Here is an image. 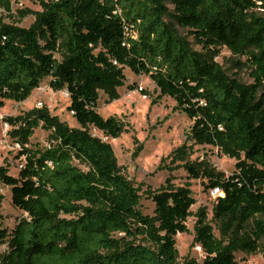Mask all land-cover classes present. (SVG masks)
Instances as JSON below:
<instances>
[{
    "label": "trees",
    "instance_id": "16d2710c",
    "mask_svg": "<svg viewBox=\"0 0 264 264\" xmlns=\"http://www.w3.org/2000/svg\"><path fill=\"white\" fill-rule=\"evenodd\" d=\"M38 1L43 11L29 27L0 18V98L23 102L49 78L53 90L67 89L80 128L46 109L7 118L12 125L22 121L16 133L25 158L18 176L0 166V185L11 188L14 206L26 216L12 230L0 223V244L8 246L0 264H236L237 252L258 249L264 239V0ZM0 6L10 12L12 0ZM176 24L207 50L225 44L247 56L254 82L229 76ZM125 68L148 75L161 97H171L193 120L187 141L237 160L227 176L207 160L190 162L187 141L172 154L191 177L222 191L212 208L219 237L206 209L196 213L202 261L181 262L176 246L196 203L190 186L150 190L154 214L142 213L139 190L121 173L112 145L90 132L91 126L113 138L124 132L123 122L97 108L100 89L117 98ZM41 126L51 131L50 145L29 147Z\"/></svg>",
    "mask_w": 264,
    "mask_h": 264
},
{
    "label": "rangeland",
    "instance_id": "374dc122",
    "mask_svg": "<svg viewBox=\"0 0 264 264\" xmlns=\"http://www.w3.org/2000/svg\"><path fill=\"white\" fill-rule=\"evenodd\" d=\"M42 11L43 6L38 0H12L10 12L0 6V18L6 23L29 27ZM22 13H26V16L20 20ZM176 26L195 49L205 53L207 58L219 62L229 76L248 84L254 82L252 63L247 56L234 54L225 44H217L207 50L190 31L177 24ZM124 73L125 83L117 88V98L112 99L100 89L97 108L103 117L115 116L123 122L124 132L117 138L105 135L94 126L89 128L90 132L112 145L121 173L139 190L141 195L139 208L142 213L154 214L155 204L149 197L150 190H160L170 184L190 186L196 203L192 206V215L187 220L189 231L177 234L176 246L181 262L187 258L202 261L206 254L194 243L198 219L196 213L201 207L206 209L207 220L213 226L215 235L219 237L212 212L215 199L211 195L212 189L206 188V179L191 177L184 161L175 162L172 157L173 152L187 141V133L194 122L185 113L175 109V100L169 96L161 97L160 89L148 75H138L129 68H125ZM49 80L44 79L23 102L2 101L0 98V166H8L9 173L14 176L19 175L25 158L19 155L22 147L16 133L22 126V121L18 125H12L7 121L8 117L23 118L31 116L35 110L46 109L67 125L80 128L73 113L68 109L70 95L67 89L53 90ZM141 89L146 90L147 94L144 95ZM50 134V130L39 127L29 139L28 146L50 145ZM187 144L192 148L190 162L207 160L212 167L227 176L236 171L237 160L224 155L217 147L199 145L193 141H187ZM0 194L3 197L0 223L12 230L26 214L14 206L10 187L1 184ZM7 249V244H0V256ZM236 264H264V239L260 241V247L254 251L237 252Z\"/></svg>",
    "mask_w": 264,
    "mask_h": 264
},
{
    "label": "built area",
    "instance_id": "2783aa9c",
    "mask_svg": "<svg viewBox=\"0 0 264 264\" xmlns=\"http://www.w3.org/2000/svg\"><path fill=\"white\" fill-rule=\"evenodd\" d=\"M220 194H222V191H221L220 188H213L211 190V195L213 196L214 199H216ZM197 247H198V249L200 251H202L203 253H205L203 247L200 244H198Z\"/></svg>",
    "mask_w": 264,
    "mask_h": 264
}]
</instances>
